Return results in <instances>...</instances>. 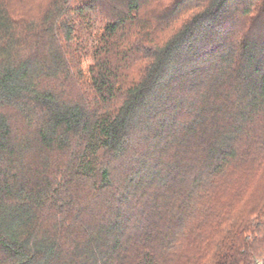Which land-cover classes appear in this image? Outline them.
Wrapping results in <instances>:
<instances>
[{"label":"trees","instance_id":"16d2710c","mask_svg":"<svg viewBox=\"0 0 264 264\" xmlns=\"http://www.w3.org/2000/svg\"><path fill=\"white\" fill-rule=\"evenodd\" d=\"M0 264H264V0H0Z\"/></svg>","mask_w":264,"mask_h":264},{"label":"rangeland","instance_id":"374dc122","mask_svg":"<svg viewBox=\"0 0 264 264\" xmlns=\"http://www.w3.org/2000/svg\"><path fill=\"white\" fill-rule=\"evenodd\" d=\"M100 33L99 25L90 15L82 16L75 26L72 50L77 52L80 69L87 78V70L92 65V54Z\"/></svg>","mask_w":264,"mask_h":264}]
</instances>
